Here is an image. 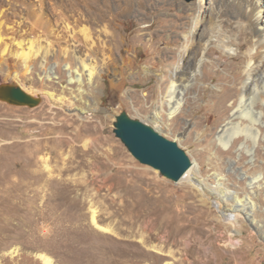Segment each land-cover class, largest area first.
I'll list each match as a JSON object with an SVG mask.
<instances>
[{"label":"rangeland","instance_id":"1","mask_svg":"<svg viewBox=\"0 0 264 264\" xmlns=\"http://www.w3.org/2000/svg\"><path fill=\"white\" fill-rule=\"evenodd\" d=\"M196 2L110 0L93 11L88 0H42L58 38L81 41L86 29L111 72L79 83L65 68L45 78L0 59V84L40 98L33 108L0 101V264H264V116L254 144L225 89V65L241 64L244 49L233 59L213 45L236 30L227 0H204L200 15ZM201 54L203 75L186 82L170 117L162 98L172 72L185 63L191 74ZM254 95L243 105L264 112ZM122 112L184 150L181 180L129 153L114 133Z\"/></svg>","mask_w":264,"mask_h":264},{"label":"bare ground","instance_id":"2","mask_svg":"<svg viewBox=\"0 0 264 264\" xmlns=\"http://www.w3.org/2000/svg\"><path fill=\"white\" fill-rule=\"evenodd\" d=\"M88 1L93 11H97L96 8L100 5L102 7H109L110 3V0ZM211 1L212 4L216 6L218 3L220 4L222 0ZM227 3L233 15L232 18L235 20L236 26L234 27H236V30L234 32L232 31L233 33L231 32L232 35L231 33L227 35L226 33L219 34V32H217L220 37H218L213 45L224 51L232 52L233 55L230 56V58L233 59L244 49L242 54L243 61H241V64L238 65L230 62L225 65V70L230 74V76L225 78L229 80L230 86H227V88L225 87V89L226 91L236 94L239 106L234 113V117L239 119V121L241 119L249 120L250 123L245 129L249 131L253 143L256 144L262 134L257 125L263 124L264 112L262 110L256 111L253 104L245 107L243 103L249 100L258 90L260 91V89H263L261 93L259 92L257 96H254L257 97L260 104L264 105V0H227ZM42 4V0H0V59H2V62H11L9 66L19 65L24 73H29L37 69L45 75V78H49L50 76L48 73H52L56 68H65L69 76L74 74L76 77L75 79L79 83L84 79L92 83L96 80L97 76L103 73H110L111 68L104 54L99 49L95 48L94 39L89 32L84 28L80 30L82 33L81 41L74 35H70L68 38L66 36L58 38L60 30L56 33L57 28H52V26H56L58 22L53 23L43 18L42 14L44 8ZM204 5V0H197L195 7H193L200 15L205 9ZM220 6L226 7L224 3ZM218 11L222 12L220 7ZM92 15L95 16L94 12H92ZM6 24L9 25L6 26ZM212 28L215 29L214 26ZM63 30L64 33L67 34L70 32L65 25L62 27L61 31ZM8 32H10L11 35L22 33L21 36L26 33L29 39L16 40L12 36L9 38V43H7L4 38L8 37ZM197 34L198 33L195 31L189 32L190 37L197 36ZM54 36H57V38L55 37L54 39ZM203 36L200 35V38L204 39L203 46L204 49H207L212 42L210 38ZM191 44H194V42L192 41ZM203 59L204 56L201 54V59L196 65L195 71L191 74L186 68L185 63L176 67L172 72L171 83L165 92V96L162 98V104L168 107L170 117L178 113L184 102L186 82H189L190 78H196L195 76L197 73L200 76L203 75L201 69L204 64L202 62ZM208 65L212 64L209 63ZM237 74L240 75L239 78L241 79L239 83L237 82L238 77L235 78ZM70 80L73 81L74 79L71 78ZM25 91L31 94L29 91ZM221 99H219V101ZM220 102H222V100ZM226 124L224 131L229 129L227 127L231 123ZM228 142L221 144L225 146L228 145ZM236 202L237 204L234 209L238 210L241 205L239 201ZM249 203L251 210H253L255 208L254 204L251 201H249ZM92 221L94 222L93 218ZM42 258L44 262L49 263L46 257Z\"/></svg>","mask_w":264,"mask_h":264},{"label":"water","instance_id":"3","mask_svg":"<svg viewBox=\"0 0 264 264\" xmlns=\"http://www.w3.org/2000/svg\"><path fill=\"white\" fill-rule=\"evenodd\" d=\"M190 1V0H186ZM0 101L13 106L33 108L40 98L13 83L0 84ZM115 136L142 165L157 170L177 183L191 167V161L175 141L168 140L149 125L131 119L125 112L115 116Z\"/></svg>","mask_w":264,"mask_h":264}]
</instances>
